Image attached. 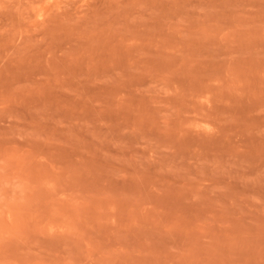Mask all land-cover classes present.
Here are the masks:
<instances>
[{"label":"rangeland","instance_id":"obj_1","mask_svg":"<svg viewBox=\"0 0 264 264\" xmlns=\"http://www.w3.org/2000/svg\"><path fill=\"white\" fill-rule=\"evenodd\" d=\"M0 264H264V0H0Z\"/></svg>","mask_w":264,"mask_h":264}]
</instances>
